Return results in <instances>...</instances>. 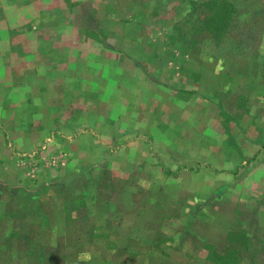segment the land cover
Instances as JSON below:
<instances>
[{
	"label": "rangeland",
	"instance_id": "rangeland-1",
	"mask_svg": "<svg viewBox=\"0 0 264 264\" xmlns=\"http://www.w3.org/2000/svg\"><path fill=\"white\" fill-rule=\"evenodd\" d=\"M28 7L61 47L5 89L0 264H264V0Z\"/></svg>",
	"mask_w": 264,
	"mask_h": 264
},
{
	"label": "crops",
	"instance_id": "crops-1",
	"mask_svg": "<svg viewBox=\"0 0 264 264\" xmlns=\"http://www.w3.org/2000/svg\"><path fill=\"white\" fill-rule=\"evenodd\" d=\"M30 4L31 0H0V83L3 84V86L0 85V96L3 97H0L1 119L9 115L11 104L7 101L10 100V97H14V94L12 95L6 90L18 82L15 79V68L23 70L25 78H23L21 92L24 98L28 99L31 96L30 92L34 82L32 75L44 78L49 70L56 67L57 61L55 60V63L51 64L50 58H48L51 53L55 58L57 51L60 50L58 48L60 45L56 44L57 40L60 41V38L54 34L56 30L45 29L42 26L20 28V25L25 22L30 25L34 18L40 24L43 17V13L40 14L39 9V11H31L28 7ZM43 37L45 40L49 39L50 44H53H49L50 49L45 48ZM60 80V76L56 77V84ZM1 122L3 121L1 120ZM4 129L10 130V126L7 124L3 127Z\"/></svg>",
	"mask_w": 264,
	"mask_h": 264
},
{
	"label": "trees",
	"instance_id": "trees-1",
	"mask_svg": "<svg viewBox=\"0 0 264 264\" xmlns=\"http://www.w3.org/2000/svg\"><path fill=\"white\" fill-rule=\"evenodd\" d=\"M211 19H219V23L218 24L216 22L209 23V26H212L209 27V30L213 32L217 31L218 33L223 32L224 30L223 28L225 26L221 24L222 23L221 21L223 19H226V13L224 12L223 7H218V8L216 7V9H214Z\"/></svg>",
	"mask_w": 264,
	"mask_h": 264
}]
</instances>
